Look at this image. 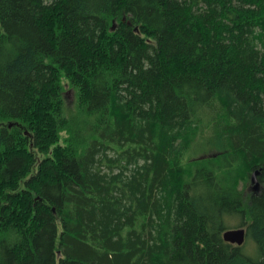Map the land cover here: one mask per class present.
<instances>
[{
    "label": "trees",
    "instance_id": "trees-1",
    "mask_svg": "<svg viewBox=\"0 0 264 264\" xmlns=\"http://www.w3.org/2000/svg\"><path fill=\"white\" fill-rule=\"evenodd\" d=\"M0 264H264V0H0Z\"/></svg>",
    "mask_w": 264,
    "mask_h": 264
},
{
    "label": "water",
    "instance_id": "water-1",
    "mask_svg": "<svg viewBox=\"0 0 264 264\" xmlns=\"http://www.w3.org/2000/svg\"><path fill=\"white\" fill-rule=\"evenodd\" d=\"M136 30L138 29L136 28ZM259 174H260V171L256 170L251 176L250 190L253 193H257L260 190V183L258 181ZM223 239L228 243L241 246L245 243V240H246V230L244 228L229 229L223 233Z\"/></svg>",
    "mask_w": 264,
    "mask_h": 264
},
{
    "label": "rangeland",
    "instance_id": "rangeland-1",
    "mask_svg": "<svg viewBox=\"0 0 264 264\" xmlns=\"http://www.w3.org/2000/svg\"><path fill=\"white\" fill-rule=\"evenodd\" d=\"M65 94H66L65 96H66L67 106L74 108L75 100H76L75 91L73 89H70L69 86H67ZM249 188H251V182L249 183ZM230 223L231 226H236L237 221L232 219L230 220Z\"/></svg>",
    "mask_w": 264,
    "mask_h": 264
}]
</instances>
